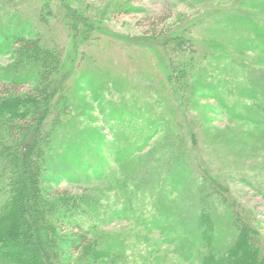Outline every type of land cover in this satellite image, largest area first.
<instances>
[{"label": "rangeland", "instance_id": "rangeland-1", "mask_svg": "<svg viewBox=\"0 0 264 264\" xmlns=\"http://www.w3.org/2000/svg\"><path fill=\"white\" fill-rule=\"evenodd\" d=\"M231 1L205 0L203 4L201 0H128L119 5L114 0H0V49L8 43L7 33L24 29L26 34L40 35L44 45L62 49L63 71L71 70L66 89L70 103L64 111L56 108L58 114L64 112V117L60 124L52 126L55 130L53 128L50 143L41 139V148L44 153H49L43 185L50 189L48 197L57 190L83 195L82 201L91 203V206L87 211L78 208L71 213L82 215L86 219L81 221L87 225L96 221L98 227L87 236L84 246L78 244V252L72 251L69 255V252L61 251V264H89L83 253H95V261H98L108 246L112 250L107 253V261L102 258L98 264H199L198 253H193L194 256L185 261L175 245L167 242L156 228L144 226L150 217L154 196L163 187L158 177L162 173L161 179L164 180L166 170L174 169L172 155L179 157L181 152L187 154L191 168H195L197 163L209 168V160L212 159V170L214 166H217V171L222 170L224 174L219 180L233 190L239 203L252 210L250 217L264 245V127L232 118L227 110H232L230 104L228 107L211 97H200L198 91L203 86L198 84L210 82V78L200 79L198 75L193 78L198 83L197 108L190 103L189 108L194 109H189L187 114L180 112L173 98L167 103L163 96H168L170 89L159 63L164 67L166 59L177 57L179 51L174 50L173 42L163 46L160 40L150 39L162 32L166 34L176 30L212 3ZM45 6L49 10L44 11ZM243 9L251 15V22L218 19L213 24L204 23L194 28L193 32L215 44L233 45L238 50L254 47L257 52L252 53L253 57H260L264 64V0H250ZM72 10L93 23L77 22ZM42 15H45V20ZM97 18H102V25L109 31L100 33L95 30ZM133 39L142 41L137 43ZM258 43L262 46L257 47ZM5 49L0 50V78L3 79L22 70L12 62V49ZM159 55L163 56L164 62L159 61ZM202 55L208 63L216 62L212 55L206 56L205 51L198 56ZM257 68L261 71H255ZM221 69L223 64L219 63L217 70ZM222 74L219 76L222 83L218 80L216 83L225 91L232 84L237 94L232 105L237 111L250 107L252 100L249 95L254 94L257 102L264 97V67L257 63V59L245 57L238 64L228 66ZM29 87L25 84L20 89L23 91ZM258 93L262 96L257 97ZM188 130L193 131L192 140L187 136ZM100 135L106 139L102 146L98 142ZM180 139L184 146L177 154L174 149H181L177 145ZM217 139L223 142L221 150L209 157L208 144ZM2 143L11 146L9 141ZM229 143L234 146L230 148ZM121 148L127 152L119 161L117 151ZM168 156L171 165L164 167L162 163ZM132 157H135L134 163L128 168L127 163ZM5 164L6 160L0 163V172ZM123 165L128 168L126 172L121 170ZM197 171L199 176L203 172L202 169ZM125 179L138 184L137 192L150 196V199L146 197L144 202L137 200L135 204V208L143 210L140 220L133 217L138 210L132 214L118 210L125 207L126 199L118 190ZM136 186L131 187L130 192L136 191ZM189 188L194 193L195 188ZM171 189V186L163 187V193ZM184 195L180 206L171 203V207H175V211H171L178 213L184 224L191 228L198 210L194 200L189 201ZM215 197H212L210 205L218 204ZM5 200L6 196L0 194V206ZM217 212L223 232L220 242L229 245L233 238L228 232L233 231V234L236 231V222L226 216L223 206ZM81 228L85 233L90 227ZM77 232L79 230L71 235L77 237ZM94 240L95 249L86 252L88 243ZM261 253L264 254V248Z\"/></svg>", "mask_w": 264, "mask_h": 264}, {"label": "trees", "instance_id": "trees-1", "mask_svg": "<svg viewBox=\"0 0 264 264\" xmlns=\"http://www.w3.org/2000/svg\"><path fill=\"white\" fill-rule=\"evenodd\" d=\"M122 1L128 2V0H114L115 4L119 5H122ZM201 1L205 4V0ZM248 2L250 0L212 3L208 8L199 10L191 20L176 30L166 34L162 32L157 37L151 36L150 39L160 40L163 46L173 42L175 47L173 49L179 51L177 57H172L170 60L168 58L166 61L162 55H159V61H165L164 67L161 63L159 66L167 79V87L170 89L168 90L170 94L163 96V99L167 103H170L172 98L176 100L181 113L188 114V110L192 108H189L190 103L194 108L198 107V95L203 98L211 97L224 106L230 104L232 110L228 108V113L237 121H244L259 128L264 127V97L261 94H257V97L262 96L260 102L255 100L254 94L249 95V99L252 100L250 107L237 111L232 105L235 100L234 96L237 95L232 84H229L225 91L216 83L217 80L222 83L219 76L223 75V70L228 66L238 64L245 57L257 59V63L264 67L260 57H253L252 53L257 52L256 49L251 47L252 50L246 48L238 50L233 45L215 44L210 39H203L193 32L194 28L204 23L213 24L218 19H223L224 22L228 19L251 22V15L246 14L243 9L248 6ZM59 4L61 6V3ZM66 7L70 6L66 5ZM46 9H48L47 6L44 7V11ZM128 10L130 9H126ZM72 11L77 22H83L86 25L93 23V21L84 20L76 11ZM41 18L46 19L45 15ZM102 24V18L95 19V30L100 33L109 31ZM73 25L77 27V24L73 23ZM6 37L8 43L6 42V47L0 50L12 49V62L21 66L22 70L21 73L17 71L11 77L0 78V141L1 143L11 142V146H8L9 143L0 144L2 146L0 163L6 160L4 169L0 172V192H2L0 194L6 196V200L0 206V264H61L63 259L61 251L69 252V255L72 251L78 252L80 250L78 244L84 246L87 236L98 227L96 221L95 224L90 222L87 225L82 222L86 218L71 213L78 208L87 211V208L91 206V203L86 204L82 201L83 195L73 194L67 190H57L52 191L51 197H48L50 189L43 185L44 173L49 164V153H44L41 148V139L50 143L51 134L55 130L52 126L60 124L64 117V112L63 115L58 114L56 108L60 107L64 111L70 103L66 89L71 70L63 71V50L57 46L44 45L40 35L26 34L22 29L11 34L7 33ZM133 41L140 43L142 40L133 39ZM258 45L261 44L258 43L256 46L259 47ZM201 51H205L206 56L207 54L212 55L216 62L208 63L205 56H198ZM234 51H239L236 53L238 56ZM219 63L223 64L221 70H217ZM207 69L210 70L211 75L210 72L206 73ZM259 70L257 68L255 71ZM194 75H198L200 79L210 78V82L198 84L193 79ZM25 84H29L30 87L21 91L20 87ZM197 84L203 86V89L198 91V95H196ZM253 90L252 87L251 92ZM187 136L192 140L193 131L188 130ZM4 137H6L5 140H3ZM104 138L103 135L98 138L99 146L106 142ZM221 144L223 142L220 139L214 141L213 144H208L209 157L221 150ZM177 145L181 148L174 149L178 154L184 146V141L178 140ZM228 146L231 148L234 145L229 143ZM125 152L127 151L122 148L121 151H117V156L121 157L117 158L119 161L123 160ZM179 157L172 155L171 160L174 159V161L171 164L174 169L166 170L164 180L161 179L162 173L161 177H158L163 187L171 186L172 189L165 191L164 194L162 187L160 193L154 196L153 208L149 211L150 217L145 218L144 226L156 228L167 242L175 245L176 251L185 261H189V257L194 256L193 253H198L196 256L199 264H264V254L261 253L264 245L259 230L250 217L249 213L252 210L250 211L245 205L239 203L233 195V190L219 180L223 177L221 174H224L222 170L217 171V166H214L212 170V159L209 160L210 163L208 161L210 169L203 168L200 163H197L195 168H191L187 154L181 152ZM168 159L169 156L164 158L162 166L171 165ZM134 160L135 157H132L127 163L128 168L132 167ZM121 168L125 172L128 170L124 165ZM198 169L203 170L200 176L197 173ZM131 182L125 179L123 184H119L121 185L118 189L119 194L126 199L125 207L119 208V212H131L132 214L138 210V207L135 208L137 200L144 202L146 197L150 199L147 193L145 195V193L140 194V191L137 192L138 184L133 183L132 180ZM133 186H136V191H131L134 193L131 194L130 190ZM189 187L195 188V194ZM187 191H189L188 195H184ZM151 195H153L152 192ZM183 195L188 197L189 201L194 200V205L198 210V214L195 215V224L191 228L184 224L178 213L174 214L171 211H175L171 203L180 206ZM214 196L219 202L210 205ZM220 205L224 207L226 216L233 219L237 225L233 234V231L228 232L233 238L229 245L220 242L223 234L217 220ZM142 213L143 210L139 209L137 215L133 216L135 220H140ZM81 225L90 228L83 234ZM74 230H79L75 234L77 237L71 235L75 232ZM88 244L86 252L95 249V240ZM111 250V246H108L99 256L98 261H95V253L94 255L92 253L83 254L89 259V264H98L102 258L107 261V253ZM112 255L115 257L114 253Z\"/></svg>", "mask_w": 264, "mask_h": 264}]
</instances>
